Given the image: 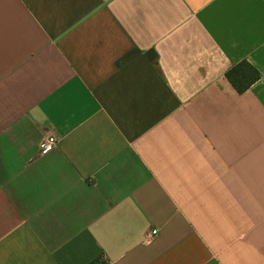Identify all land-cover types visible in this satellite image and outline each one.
I'll return each mask as SVG.
<instances>
[{"label":"crops","instance_id":"obj_1","mask_svg":"<svg viewBox=\"0 0 264 264\" xmlns=\"http://www.w3.org/2000/svg\"><path fill=\"white\" fill-rule=\"evenodd\" d=\"M0 264H264V0H0Z\"/></svg>","mask_w":264,"mask_h":264},{"label":"trees","instance_id":"obj_2","mask_svg":"<svg viewBox=\"0 0 264 264\" xmlns=\"http://www.w3.org/2000/svg\"><path fill=\"white\" fill-rule=\"evenodd\" d=\"M227 79L237 92L243 93L258 79V72L248 63L242 62L227 72Z\"/></svg>","mask_w":264,"mask_h":264},{"label":"built area","instance_id":"obj_3","mask_svg":"<svg viewBox=\"0 0 264 264\" xmlns=\"http://www.w3.org/2000/svg\"><path fill=\"white\" fill-rule=\"evenodd\" d=\"M58 138L56 135L50 134L43 138V140L39 144V150L41 155H45L47 153H50L58 146ZM158 231L155 230L151 233L152 238L157 236Z\"/></svg>","mask_w":264,"mask_h":264}]
</instances>
